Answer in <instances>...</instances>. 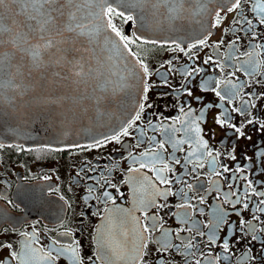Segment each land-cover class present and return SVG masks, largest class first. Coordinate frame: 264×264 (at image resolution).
I'll list each match as a JSON object with an SVG mask.
<instances>
[{"label": "snow or ice", "instance_id": "obj_1", "mask_svg": "<svg viewBox=\"0 0 264 264\" xmlns=\"http://www.w3.org/2000/svg\"><path fill=\"white\" fill-rule=\"evenodd\" d=\"M137 8L160 13L173 31L189 19L199 29L194 38L188 34L190 42L170 36L130 39L115 21L136 23L130 10ZM229 15H233L231 25L223 32L235 38L227 43L224 54L223 38L210 41L213 30ZM206 19L211 21L207 26ZM245 37L247 47L241 51ZM133 44L182 53L188 63L176 67L179 57L174 56L153 69L132 50ZM204 49L211 52L201 62L199 53ZM261 56L264 0H0V115L5 105L18 115H26L34 105L54 106L61 125L87 122L107 130L87 143L37 151L83 153L115 144L126 153L121 159L128 161L127 175L119 183L113 182L117 166L111 162L100 168L86 160L76 173L87 183V207L104 206L91 213L102 223L92 236L94 251L87 264H148L152 244L159 254L157 264H176L168 259L172 254L180 256L183 264H233L234 249L244 241L245 251L236 264H258L264 257V143L254 145L251 155H238L237 146L240 140H252L246 131L250 126L264 137V118L256 114L264 91L248 90L264 85ZM116 57L127 61L123 68L113 63ZM206 66L219 75H202L209 70ZM177 73L181 77L178 87L170 82ZM153 76L160 78L158 83ZM157 87L168 89L157 94L159 101L175 100L165 104V108L175 107V117L156 111L152 93ZM125 89L132 90L131 111L114 119L112 99ZM209 93L215 101L205 103ZM145 113L155 119L146 118ZM209 113H213V124L225 133L218 147L209 142L215 139L212 130L205 131ZM126 138L133 142L126 143ZM6 146L13 147L0 143V149ZM15 147L20 152L32 151L23 145ZM121 184L130 186V209L117 205L113 195L114 189L123 198ZM213 192L221 203L206 210L203 205ZM171 197L179 201L176 210L168 212L176 228L165 227L167 220L161 215L173 207ZM60 199L71 207L63 196ZM117 213L124 220L131 218L130 246L127 230L109 227ZM87 215L82 214V221ZM233 216L235 220L230 219ZM37 235L34 226L31 232H20L21 251L10 243L0 245L9 249L8 264H57L65 256L71 264H85L80 240L70 230L58 233L71 236L70 243L53 239L47 249L34 247L39 243ZM257 247L259 251L254 252ZM214 248L218 249L215 253Z\"/></svg>", "mask_w": 264, "mask_h": 264}, {"label": "flooded vegetation", "instance_id": "obj_2", "mask_svg": "<svg viewBox=\"0 0 264 264\" xmlns=\"http://www.w3.org/2000/svg\"><path fill=\"white\" fill-rule=\"evenodd\" d=\"M233 15H229L227 20L220 28L213 30V36L211 41H219L221 38L225 41V47L221 49L222 53H227L226 45L235 37L231 32L225 34L224 28H228L231 25ZM118 27L123 33L129 36L130 39L134 38L132 31L133 24L123 23L120 20H116ZM185 42H190L185 41ZM247 47V38L241 40L240 48L243 51ZM132 50L139 56L146 59L149 66L153 69L159 68V66L166 60L172 59L174 56L179 57L175 61L176 67H180L188 63L187 57H184L182 53H173L163 48L155 47L152 45L133 44ZM210 49H204L199 53L200 61L210 54ZM260 59L264 60V56ZM209 70L202 75H214L218 76L219 73H213L210 70V66H206ZM163 71V70H161ZM261 72H264V66L260 68ZM240 79H245L242 73H237ZM153 81L159 82L160 78L157 76L152 77ZM200 78L197 77V80ZM171 84L179 86L181 83V77L177 73L171 77ZM249 91H256L257 93L264 91V85H254ZM168 91L163 87H157L153 90L152 96L157 103V112H163L165 116L175 117L177 115L175 107L165 108V104H174L175 100L168 99L166 101H159L157 94ZM197 95H204L200 92H196ZM183 99H188L183 97ZM215 101V97L210 93L206 95L205 103ZM192 106L199 110V106L195 101H192ZM151 111V110H149ZM256 114L261 118H264V102L258 104ZM146 118L155 119V117ZM239 119V118H238ZM212 130L211 135L215 136V139H210V144L214 147L219 146V141L224 137L225 133L213 124V113L208 114V123L205 126V131ZM247 134L252 136V140H240L237 142L238 155L241 153H247L251 155L253 152V146L256 144L264 143V137L257 133L251 126L246 130ZM234 140V138H233ZM126 143H132L133 141L126 138ZM233 141H229L232 143ZM3 144V143H2ZM13 145V147H5L0 149V245L12 244L13 249L17 251L22 250V240L20 232H31L33 226L37 232L38 244L34 245L39 249L43 247L48 248L53 239H59L63 243H70L71 236H60L58 233L65 231V228L70 230L74 236L80 240V252L87 264V257L94 251V245L92 242V236L95 234V229L102 223L101 219L97 215L91 213L102 209L104 206L96 204L95 208L89 209L84 200L87 195L85 191L87 183L84 179L77 177L76 173L84 166L85 161H89L93 164H98L100 168H104L110 162L117 166V169L113 172V182L119 183L124 176L127 175L128 161L122 160L121 157L126 155L124 150L115 144L108 145L107 148L101 150H93L91 152H52V151H37L38 149H44L46 147L39 146H24L26 149H32V151H17L15 145L18 144H5ZM187 149V146H185ZM138 149L137 151H142ZM182 155V154H180ZM181 169L177 166V172ZM208 169L205 167L203 172L207 173ZM151 175V173H148ZM205 182V187H207ZM121 191L124 193L123 198L113 189V195L117 198V205L123 208H132L131 189L127 184H121ZM226 189V184H225ZM58 190V191H57ZM215 193L208 197V203L203 205L208 210L209 205L219 204L221 201L215 200ZM63 196L65 200L69 202L71 207H68L60 197ZM11 201V203H9ZM170 203L173 205L170 209H165L161 215L167 220L165 227L176 228L178 227L175 219L168 216L169 211H175V204L179 203L176 197L170 198ZM111 207V204L108 205ZM225 209H230L229 205L224 204ZM155 211V210H153ZM88 213L87 218L82 221V214ZM135 215H140L135 213ZM247 218L248 214L245 213ZM198 220H205L206 217L197 216ZM231 220H235L236 217H231ZM63 223L64 227H59ZM109 227L113 229L124 228L129 232V246L132 243L131 229L133 227L131 218L124 220L120 214H114L113 219ZM7 229V231H5ZM184 233H182L183 235ZM159 235V233H157ZM244 241L241 244H237L234 251L236 256L233 257V264H236L237 258L245 251ZM203 248V242L201 244ZM156 245H150L151 255L148 258V264H157L158 253L154 251ZM206 250V249H205ZM215 253L218 249H212ZM259 247L254 249V252H258ZM9 249L0 247V264H8L9 262ZM170 260H175L176 264H183V259L180 256L172 254L168 257ZM15 264V262H13ZM57 264H71L67 256L61 257ZM258 264H264V257L258 259Z\"/></svg>", "mask_w": 264, "mask_h": 264}, {"label": "water", "instance_id": "obj_3", "mask_svg": "<svg viewBox=\"0 0 264 264\" xmlns=\"http://www.w3.org/2000/svg\"><path fill=\"white\" fill-rule=\"evenodd\" d=\"M130 11L137 17V22L133 23L134 35L151 38L170 36L185 42L190 40L189 33L194 38L199 29V24L195 20L189 19L183 22L179 31H173L169 27L166 17L154 10L137 8ZM162 11L163 9H161ZM210 23V19H206V26ZM128 59L132 58L129 56ZM113 63L117 67L123 68L127 61L116 57ZM132 103V90L117 91L111 103L114 119L126 116L131 111ZM56 111L54 106L50 108L34 105L26 115H18L5 105L4 114L0 115V143L56 148L73 142H90L92 136L107 130L104 127L90 126L87 122L61 125L59 119L55 117Z\"/></svg>", "mask_w": 264, "mask_h": 264}]
</instances>
